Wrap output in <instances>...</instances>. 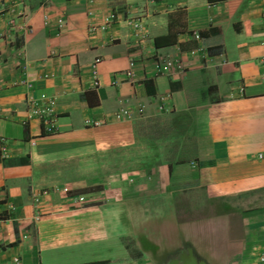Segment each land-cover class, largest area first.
Masks as SVG:
<instances>
[{
  "label": "crops",
  "instance_id": "obj_1",
  "mask_svg": "<svg viewBox=\"0 0 264 264\" xmlns=\"http://www.w3.org/2000/svg\"><path fill=\"white\" fill-rule=\"evenodd\" d=\"M1 3L0 264H264V0Z\"/></svg>",
  "mask_w": 264,
  "mask_h": 264
},
{
  "label": "built area",
  "instance_id": "obj_2",
  "mask_svg": "<svg viewBox=\"0 0 264 264\" xmlns=\"http://www.w3.org/2000/svg\"><path fill=\"white\" fill-rule=\"evenodd\" d=\"M17 2H22V0H16ZM4 6L2 3L0 4V11H3ZM112 17H110L109 20L106 21V25L111 21ZM12 23V22H10ZM58 27L61 26V22H57ZM105 25V26H106ZM105 26L101 27L100 29H104ZM99 62L98 59L94 60L93 67ZM171 63L167 62L166 66H170ZM176 68L180 70V65L178 63L175 64ZM158 68V66H156ZM157 72H160L157 70ZM94 85H96L94 83ZM25 109L27 118L35 119L39 122L41 133L44 135H50L55 133L56 127H55V118L56 114L54 112V101L51 99H44V100H33V99H27L25 100ZM125 112H122L120 114H115L113 118L115 120L119 119L122 115H125ZM93 125H96L94 123ZM4 143L2 142L1 151L4 150ZM261 158V156H259ZM14 263H17V259H13Z\"/></svg>",
  "mask_w": 264,
  "mask_h": 264
},
{
  "label": "rangeland",
  "instance_id": "obj_3",
  "mask_svg": "<svg viewBox=\"0 0 264 264\" xmlns=\"http://www.w3.org/2000/svg\"><path fill=\"white\" fill-rule=\"evenodd\" d=\"M142 196L136 198V202H126V211H125V220L126 222H123L126 224L125 227L128 230L130 224L134 226H143V225H152L150 227H153L157 225V218H152L150 220H145V217H148L149 214H151L155 209L158 211L159 215H167L166 213V207L167 204L165 203H157V202H149L146 203L142 200ZM153 216V214L149 215ZM140 228V227H139ZM130 229V228H129ZM145 230V229H141Z\"/></svg>",
  "mask_w": 264,
  "mask_h": 264
}]
</instances>
